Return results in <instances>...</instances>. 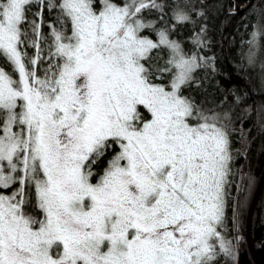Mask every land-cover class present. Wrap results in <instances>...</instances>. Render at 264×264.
Segmentation results:
<instances>
[{"label":"snow or ice","instance_id":"6c2138e0","mask_svg":"<svg viewBox=\"0 0 264 264\" xmlns=\"http://www.w3.org/2000/svg\"><path fill=\"white\" fill-rule=\"evenodd\" d=\"M193 13L192 0H0V264L232 255L236 129L185 95L208 59L205 27L190 51L174 38Z\"/></svg>","mask_w":264,"mask_h":264},{"label":"trees","instance_id":"16d2710c","mask_svg":"<svg viewBox=\"0 0 264 264\" xmlns=\"http://www.w3.org/2000/svg\"><path fill=\"white\" fill-rule=\"evenodd\" d=\"M248 1L192 0L196 10L202 11L204 16L197 17L193 13L195 25H177L174 37L187 42L184 47L190 51L193 48L190 40L193 29L198 32L201 26L205 27L207 46L198 51L208 59L204 67L196 70L197 82L185 90V95L204 108L221 114L227 112L232 127L236 129L232 136L233 160L230 162L231 187L226 205V227L222 229L232 244V255L221 253L219 264H264V128H261L264 124V41L259 36L260 47L256 49L254 63L249 64L247 58V42L251 33L264 27V0H251L245 9H241ZM44 19L49 22L52 19L46 10ZM43 31L47 33L48 28L44 27ZM242 132L245 134L243 139ZM242 141L246 159L236 201L238 253L233 204L243 162Z\"/></svg>","mask_w":264,"mask_h":264},{"label":"water","instance_id":"95a60500","mask_svg":"<svg viewBox=\"0 0 264 264\" xmlns=\"http://www.w3.org/2000/svg\"><path fill=\"white\" fill-rule=\"evenodd\" d=\"M203 1V0H202ZM251 0L248 1L245 5H242L241 6V9H245L249 4H250ZM232 13H235L236 10H231ZM249 116V115H248ZM242 125V124H241ZM242 128V126H241ZM243 129V128H242ZM243 133V132H242ZM245 136V134L243 133V137ZM241 154H242V157H243V162L242 164L240 165V171H239V179H238V183H237V191H236V194H235V200H234V204H233V221H234V224H235V214H236V201H237V198L239 196V190H240V185H241V180H242V174H243V163L246 159V152L244 150V141H242V147H241ZM235 237H236V244H237V252L239 253V247H238V242H237V236L235 234Z\"/></svg>","mask_w":264,"mask_h":264},{"label":"rangeland","instance_id":"374dc122","mask_svg":"<svg viewBox=\"0 0 264 264\" xmlns=\"http://www.w3.org/2000/svg\"><path fill=\"white\" fill-rule=\"evenodd\" d=\"M47 11V10H46ZM55 16V13H53V16H52V18ZM235 230H234V235L236 234V236H237V239H238V233H237V230H236V216H235ZM223 234V233H222ZM242 236H243V234H242Z\"/></svg>","mask_w":264,"mask_h":264}]
</instances>
